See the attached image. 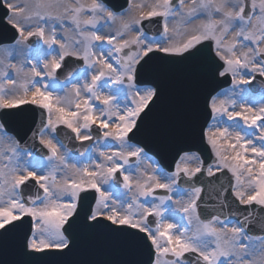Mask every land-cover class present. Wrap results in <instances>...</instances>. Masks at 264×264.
I'll return each mask as SVG.
<instances>
[{
  "label": "snow or ice",
  "instance_id": "6c2138e0",
  "mask_svg": "<svg viewBox=\"0 0 264 264\" xmlns=\"http://www.w3.org/2000/svg\"><path fill=\"white\" fill-rule=\"evenodd\" d=\"M172 61L229 84L193 107L207 158L164 166L137 137ZM98 233L139 250L121 264H264V0H0V264Z\"/></svg>",
  "mask_w": 264,
  "mask_h": 264
},
{
  "label": "water",
  "instance_id": "95a60500",
  "mask_svg": "<svg viewBox=\"0 0 264 264\" xmlns=\"http://www.w3.org/2000/svg\"><path fill=\"white\" fill-rule=\"evenodd\" d=\"M153 78L162 89L161 99L145 119L137 139L148 145L164 166L173 162L170 146L178 142L191 144L193 150L202 151L207 158L205 147L198 140L192 141L190 138V118L195 106L198 118L201 122L204 121L207 117L204 96L211 88L219 90L221 87H227L228 79L207 84L204 66L195 61L159 62L155 65ZM253 85L254 90L261 89L257 82H253ZM15 127L22 132L26 125L17 123ZM68 146L74 147L71 142H68ZM7 258H16L14 241H9ZM2 259L3 257H0V260ZM69 259L72 264H121L140 259V253L123 238L98 233L83 236L75 254Z\"/></svg>",
  "mask_w": 264,
  "mask_h": 264
},
{
  "label": "rangeland",
  "instance_id": "374dc122",
  "mask_svg": "<svg viewBox=\"0 0 264 264\" xmlns=\"http://www.w3.org/2000/svg\"><path fill=\"white\" fill-rule=\"evenodd\" d=\"M151 155V154H150Z\"/></svg>",
  "mask_w": 264,
  "mask_h": 264
}]
</instances>
